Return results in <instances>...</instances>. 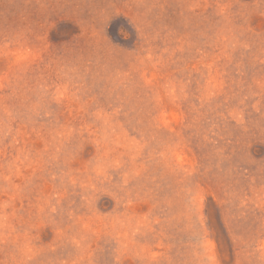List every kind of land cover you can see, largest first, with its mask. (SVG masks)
I'll return each mask as SVG.
<instances>
[{"label": "rangeland", "instance_id": "1", "mask_svg": "<svg viewBox=\"0 0 264 264\" xmlns=\"http://www.w3.org/2000/svg\"><path fill=\"white\" fill-rule=\"evenodd\" d=\"M0 264H264V0H0Z\"/></svg>", "mask_w": 264, "mask_h": 264}]
</instances>
